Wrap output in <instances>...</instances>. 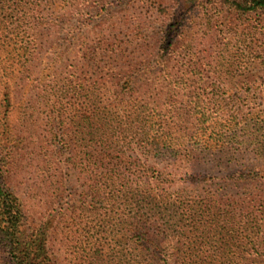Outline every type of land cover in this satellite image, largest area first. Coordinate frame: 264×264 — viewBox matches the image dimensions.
<instances>
[{"label":"trees","instance_id":"obj_1","mask_svg":"<svg viewBox=\"0 0 264 264\" xmlns=\"http://www.w3.org/2000/svg\"><path fill=\"white\" fill-rule=\"evenodd\" d=\"M54 2L0 0L2 87L28 69L36 27L51 28L39 10ZM227 2L243 12L264 10V0ZM170 29L166 47L177 30ZM100 47L127 50L116 42ZM187 62L179 75L158 53L128 63L123 78L115 76L116 104L87 106L76 112L80 121L73 113L53 124L44 156L56 207L39 222H27L0 171V264H64L63 245L71 255L65 264H264V114H228L224 92ZM159 68L174 87L150 78ZM142 75L152 80L144 93L132 89ZM176 87L188 96L186 106L172 99L181 93ZM71 175L80 181L78 195Z\"/></svg>","mask_w":264,"mask_h":264},{"label":"rangeland","instance_id":"obj_2","mask_svg":"<svg viewBox=\"0 0 264 264\" xmlns=\"http://www.w3.org/2000/svg\"><path fill=\"white\" fill-rule=\"evenodd\" d=\"M39 11L51 28L44 32L36 27L28 69L14 71L0 85V171L22 201L30 224L56 207L49 202L53 167L44 156V145L56 130L53 124L73 113L79 120L87 106L97 110L99 104H116L115 76L123 78L128 63L158 53L179 75L190 60L209 76V88L224 92L228 114H235V108L238 119L264 114V10L243 12L227 0H55ZM167 27L177 29L167 34L172 47L164 42ZM102 42L120 43L127 50L106 54L100 50ZM159 69L150 78L158 76L160 84L174 87ZM151 81L142 75L132 89L144 93L143 86L148 88ZM175 90L181 93L172 99L186 106L184 89ZM71 179L78 195L80 181L76 175ZM58 242L51 244L53 253L60 249ZM70 257L61 246L62 262Z\"/></svg>","mask_w":264,"mask_h":264}]
</instances>
